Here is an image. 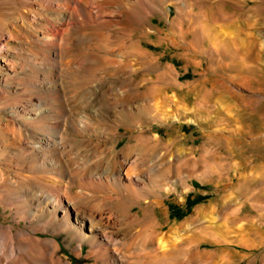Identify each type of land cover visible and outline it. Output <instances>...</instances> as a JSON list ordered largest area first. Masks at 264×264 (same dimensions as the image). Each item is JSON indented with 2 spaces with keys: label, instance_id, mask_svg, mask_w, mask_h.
Returning a JSON list of instances; mask_svg holds the SVG:
<instances>
[{
  "label": "rangeland",
  "instance_id": "374dc122",
  "mask_svg": "<svg viewBox=\"0 0 264 264\" xmlns=\"http://www.w3.org/2000/svg\"><path fill=\"white\" fill-rule=\"evenodd\" d=\"M35 1L0 0V117L6 120L8 108H36L38 100L55 109L101 110L106 118L98 127H103L106 140L87 132L77 135L68 127L72 158L90 159L85 171L91 165L97 173L111 175L115 163L103 145L117 140L127 160H152L154 169L144 171L155 180L165 178L161 195L149 188L139 197L142 209L154 206L159 232L201 209V222L185 234L190 236L197 225L214 226L220 240L201 249L230 252L232 264H264V0H91L92 18L82 15L72 28V37L81 29L87 33L68 50L75 59L62 56L56 61L63 66L57 96L46 88L47 68L25 58L24 69L17 67L16 76L9 79L12 88L3 85V59H10L6 47L15 54L31 50L40 61L47 56L46 47L39 50L33 43L28 13L35 10ZM45 16L41 23L51 29L55 23ZM113 28L124 33L122 42L109 37ZM101 45L115 46L122 69L113 71L102 59ZM164 95L169 98L166 103L160 100ZM112 112L120 124L117 130L110 129ZM132 136L137 138L130 141ZM149 140L156 143L155 149H149ZM133 144L134 152L126 150ZM12 153L17 160L23 156L9 148L1 152L0 167L6 175L15 165L9 160ZM165 158L169 163L164 164ZM1 204L0 222L13 224L11 211ZM117 207L123 209L120 203ZM56 238L63 262L94 264L77 256L63 241L64 234Z\"/></svg>",
  "mask_w": 264,
  "mask_h": 264
},
{
  "label": "bare ground",
  "instance_id": "6f19581e",
  "mask_svg": "<svg viewBox=\"0 0 264 264\" xmlns=\"http://www.w3.org/2000/svg\"><path fill=\"white\" fill-rule=\"evenodd\" d=\"M35 2V10L28 13L30 28L33 27L34 45L39 50L42 46L46 47V61H40L39 55L31 50H21L19 54H15L13 49L6 47L10 59H3V85L5 89L8 88L6 86L10 85L9 81L16 76L17 67L19 70L24 69L21 60L25 58L34 65L41 63L47 68L49 79L46 81V88H51L56 95L62 90L63 84L60 76L63 66L60 67L56 61L62 56L70 57V61L75 59L68 50L75 43L83 41L87 33L81 29L78 36L72 37V28L82 15L91 17V0ZM42 14L55 23L51 29H48V25H42ZM123 34L120 28H113L109 37L114 42H122ZM19 41L27 42L20 38ZM114 48L105 45L99 51L102 59L108 61L113 71H117L123 68L120 65L121 58L117 59L122 56ZM13 88L15 91L18 89L15 85ZM114 99L118 100V96H114ZM160 100L166 103L169 98L164 95ZM45 101L38 100L36 108H8L6 120L0 117V155L7 148L14 153L23 154L19 160L15 159L16 155L13 153L9 155L10 162L15 163L13 169H6L9 174L6 175V171L0 167V203L4 209L11 211L13 219V224L9 225L0 222V264H69L63 262L58 255L60 243L56 237L62 234L63 241L77 256L89 258L94 264H232L234 260L230 252L200 248L205 243L215 245L220 242L214 226L197 225L190 236L185 234L192 225L201 222V209H197L194 216L170 227L168 231L159 232L160 223L156 221L154 206L148 209L139 206V197L149 188L161 195L162 181L165 178L155 180L144 171L154 169L156 164L151 163L152 160L146 161L137 156L131 161L127 160L123 151L119 153L117 140L111 142L109 147L103 145L107 158L115 163L111 175L100 174V170L97 173L98 169L92 168L90 164L85 171V165L90 160L88 157L80 160L79 157L72 158L73 148L68 144L72 133L68 127H73L77 135L87 132L106 140L103 127H98L106 118L101 110L70 107L55 109ZM110 116L114 123V127L110 129L117 130L120 124L116 115L112 112ZM129 128L134 130L131 126ZM88 129L92 131L89 132ZM134 138L137 136H132L130 141ZM148 144L149 149H153L156 143L149 140ZM126 150L134 152L136 144L126 147ZM78 161H81L80 165ZM166 163L169 162L165 158L164 164ZM77 168L82 169V172L77 173ZM179 183H182L181 179ZM119 203L123 205L122 210L117 207ZM136 205L139 209L134 211L133 207ZM215 208V204L211 205L212 210ZM208 212L209 210L207 214ZM22 221L24 224L14 229ZM37 232L49 236L40 238L36 235Z\"/></svg>",
  "mask_w": 264,
  "mask_h": 264
}]
</instances>
